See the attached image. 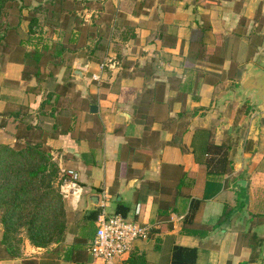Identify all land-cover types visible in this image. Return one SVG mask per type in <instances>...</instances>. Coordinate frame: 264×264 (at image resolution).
<instances>
[{
    "label": "crops",
    "instance_id": "1",
    "mask_svg": "<svg viewBox=\"0 0 264 264\" xmlns=\"http://www.w3.org/2000/svg\"><path fill=\"white\" fill-rule=\"evenodd\" d=\"M15 1L30 7L18 18L0 11V140L15 146L1 123L12 128L21 110L47 130L54 117L72 119L78 95V136L48 145L79 179L65 188L64 241L24 238L0 264H103L89 248L101 209L91 197L104 193L109 213L150 229L126 264H173L178 248L197 264H264V106L237 92L248 67L264 70V0ZM36 49L65 54L26 73ZM206 136L212 154L194 152ZM208 161L222 171L208 173Z\"/></svg>",
    "mask_w": 264,
    "mask_h": 264
},
{
    "label": "trees",
    "instance_id": "2",
    "mask_svg": "<svg viewBox=\"0 0 264 264\" xmlns=\"http://www.w3.org/2000/svg\"><path fill=\"white\" fill-rule=\"evenodd\" d=\"M7 1L0 0V11L8 7L14 11V14L18 11L21 17L23 8L30 7L23 5L16 11L17 5L9 4ZM14 17L18 18L16 14ZM12 22H15V19ZM12 29L17 30L18 25ZM15 42L18 44L17 53L19 50L21 51L23 43L18 40ZM9 47H3V49L10 50ZM7 50L4 52L11 53ZM63 54H65L63 51L51 52L48 49H36L26 55L27 65H29V61L32 62L30 63L32 67L26 66V73L30 70L36 75L39 74L40 71L44 70L41 69L43 63L53 62L54 59H58ZM65 91L68 92L69 88L65 87ZM52 97L51 94L46 99V103L50 106L55 104H50ZM60 99L61 97L59 98L58 95L57 106L54 107H59ZM72 104L78 106L72 111L73 120L70 117H54L53 126L49 130L25 122L28 116L22 110L15 115L11 122L12 128L9 127L7 121L1 123V127L15 137L16 144L14 147L4 145L0 148V212H2L0 216L2 227L0 260L15 257L20 252L24 238L37 248H47L63 242L67 235L69 213L65 198L61 193V187L66 178L61 176L59 165L54 160L52 148L48 145V141L68 134L72 137L78 136L77 133L76 136L73 133V128L78 126L82 106L78 95H73ZM76 108H80V110H76ZM201 132L204 133L205 131ZM206 137V146L194 147V152L212 154L210 148L212 144L208 141L209 136ZM217 163H213V161L205 163L208 173H212L214 167L220 166ZM219 170L222 171V168L219 167ZM120 211L125 214L123 209L120 208ZM227 211L229 210L226 209L224 219L220 224L225 219L230 218L232 212ZM98 215V211L91 213V217L95 221ZM199 233L204 234L205 231ZM185 259L190 260V262H184ZM127 264L146 263L142 258L134 257L130 258ZM173 264H197L195 254L193 251L178 248L174 255Z\"/></svg>",
    "mask_w": 264,
    "mask_h": 264
},
{
    "label": "built area",
    "instance_id": "3",
    "mask_svg": "<svg viewBox=\"0 0 264 264\" xmlns=\"http://www.w3.org/2000/svg\"><path fill=\"white\" fill-rule=\"evenodd\" d=\"M95 80L99 78L95 77ZM61 176L70 180H66L61 187L62 195L67 197L65 188H75L79 175L73 171L61 170ZM108 198L106 193L102 195L101 209L96 220V233L89 254L103 264H126V258L134 252L135 243L146 239L150 229L126 219L121 214L109 213Z\"/></svg>",
    "mask_w": 264,
    "mask_h": 264
},
{
    "label": "water",
    "instance_id": "4",
    "mask_svg": "<svg viewBox=\"0 0 264 264\" xmlns=\"http://www.w3.org/2000/svg\"><path fill=\"white\" fill-rule=\"evenodd\" d=\"M237 92L240 95H244L246 100L251 98V104L254 109L258 110L264 106V70L255 65L248 67L243 80L237 88ZM91 201L94 207H98L101 203V197L93 196Z\"/></svg>",
    "mask_w": 264,
    "mask_h": 264
},
{
    "label": "rangeland",
    "instance_id": "5",
    "mask_svg": "<svg viewBox=\"0 0 264 264\" xmlns=\"http://www.w3.org/2000/svg\"><path fill=\"white\" fill-rule=\"evenodd\" d=\"M101 55H102V53H100L99 56H97L99 60H100V58H101ZM45 118H46V116H45ZM45 118L43 117L41 120H43V122H44V121L47 119V118H46V119H45ZM50 122H52V121H50ZM43 126H44V124H43ZM45 127H46V126H45ZM4 145H7V146H8L9 144L3 142V140L1 139V140H0V148H1L2 146H4ZM54 160H55V159H54ZM60 173H61V170H60ZM67 179H68V178H67ZM67 179H66V180H67ZM3 183H4V181H3ZM1 213H2V212H0V216H1ZM1 228H2V227H1V224H0V236H1Z\"/></svg>",
    "mask_w": 264,
    "mask_h": 264
}]
</instances>
